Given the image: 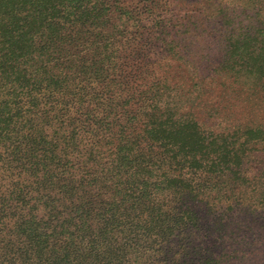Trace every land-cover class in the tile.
<instances>
[{
  "label": "trees",
  "instance_id": "obj_1",
  "mask_svg": "<svg viewBox=\"0 0 264 264\" xmlns=\"http://www.w3.org/2000/svg\"><path fill=\"white\" fill-rule=\"evenodd\" d=\"M216 1L0 0V264H264V0Z\"/></svg>",
  "mask_w": 264,
  "mask_h": 264
},
{
  "label": "rangeland",
  "instance_id": "obj_2",
  "mask_svg": "<svg viewBox=\"0 0 264 264\" xmlns=\"http://www.w3.org/2000/svg\"><path fill=\"white\" fill-rule=\"evenodd\" d=\"M216 3H217V6L221 5V6L225 7L224 6L225 0H217ZM241 11H242L241 8L236 9L237 14L239 15V20H237V22L234 21L233 26L236 28L237 27L239 28V26H238L239 21H240L241 28H243V30H245V27H247L248 23H250V25L248 27H251V29L254 26H256L258 20H255L254 16H252L253 15L252 12H249V13L247 12V14H249V16H251V18L248 17L249 19H246V12H244V14L241 15V13H242ZM221 23H222V21L219 23V26L220 25L222 26ZM221 29L223 30V29H225V27L222 26ZM243 101L247 102V100L245 99L244 96H240L239 100L236 103H238V105H240ZM251 101H253L254 104L256 103L255 105L260 108L259 111H255L253 119H257V117H259V120L264 119V99L260 102H257L255 99L251 98ZM218 102H220V104L223 107H227L229 105V103L232 102V100L229 101V99H228V97H226L225 93H222L219 96ZM245 110L249 111V106L247 107V109L245 108ZM252 160H253V163L257 166V168L260 169V171H264V154H262L261 157H254ZM261 231H264V230H261ZM262 252L264 253V249Z\"/></svg>",
  "mask_w": 264,
  "mask_h": 264
}]
</instances>
